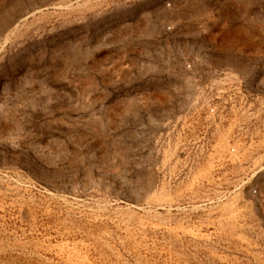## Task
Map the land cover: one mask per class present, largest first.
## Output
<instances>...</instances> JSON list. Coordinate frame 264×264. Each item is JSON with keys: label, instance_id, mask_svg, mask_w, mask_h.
I'll list each match as a JSON object with an SVG mask.
<instances>
[{"label": "rangeland", "instance_id": "1", "mask_svg": "<svg viewBox=\"0 0 264 264\" xmlns=\"http://www.w3.org/2000/svg\"><path fill=\"white\" fill-rule=\"evenodd\" d=\"M0 264H264V0H0Z\"/></svg>", "mask_w": 264, "mask_h": 264}]
</instances>
